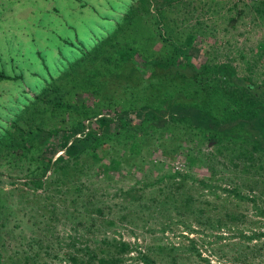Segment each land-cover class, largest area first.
I'll return each mask as SVG.
<instances>
[{"label": "trees", "instance_id": "obj_1", "mask_svg": "<svg viewBox=\"0 0 264 264\" xmlns=\"http://www.w3.org/2000/svg\"><path fill=\"white\" fill-rule=\"evenodd\" d=\"M177 1L180 0H133L113 30L90 47L63 38L80 54L66 61L56 74L43 58L42 87L30 99L20 100L23 104L17 114L9 124L1 126L0 162L21 166L24 183L33 191L43 188L44 198H52L50 214L44 219V239H28V247L34 242L42 245L43 241L49 246L48 233L52 234L58 222L55 211L67 201V208L61 212L63 222L75 225L76 233L78 227L91 229L90 225L84 226L85 218H90L92 212L96 218L102 216L104 204L95 205L92 194L86 192L91 188L90 177L123 168L129 173L140 150L132 149L136 142L145 146L147 155L160 148L164 156L190 144L186 154L190 167L201 162L202 157L209 177L198 179L191 172L176 171L150 182L143 178L142 189H117L131 198L127 203L142 198L137 191L168 178L172 184L178 183L170 189L173 202L178 190L190 183L200 185L215 198L221 189L226 196L249 201L257 215L264 217V208L257 202L264 195V78L255 81L252 76L239 75L232 58H195L190 51L194 36L187 33L183 38L185 29L177 30L167 21L164 6ZM251 5L264 20V0ZM240 53V57L245 56ZM17 78L0 69V80ZM202 145L211 150L203 152ZM57 152L60 154L54 157ZM149 162L158 169L165 166L163 160ZM228 167L239 169V175ZM215 175L218 177L214 179ZM212 180L226 184L221 186ZM192 196L180 198L182 212L199 201ZM199 203L193 213L204 212ZM10 209L0 200V264L11 232L5 228L7 217L13 214ZM226 215L231 222H241L245 217L234 212ZM121 220L131 223L130 212ZM107 224L114 222L108 220ZM216 227H227V222L218 220ZM78 240V247L77 238L65 242L72 245V251L64 252V260L71 264H117L132 249L121 238H104L100 240L103 246L95 242L99 246L94 247L83 238ZM36 255L38 252L23 254L24 261L28 263ZM140 259L147 264L155 262L146 253Z\"/></svg>", "mask_w": 264, "mask_h": 264}, {"label": "rangeland", "instance_id": "obj_2", "mask_svg": "<svg viewBox=\"0 0 264 264\" xmlns=\"http://www.w3.org/2000/svg\"><path fill=\"white\" fill-rule=\"evenodd\" d=\"M253 1L256 0H180L164 6V11L171 26L177 30L185 29L183 38L187 33L194 36L190 51L195 58L208 61L232 58L239 75L252 76L259 81L264 78V20L252 8ZM132 2L0 0V69L18 76L14 80H0V129L3 124H9L22 107L20 100L30 99L42 87L43 58L51 72L56 74L66 61L80 54L78 49L64 43L63 38L84 47L93 46L96 39L113 30ZM240 52L245 56L240 57ZM184 145L183 149L177 148L176 152L164 156L160 148L153 155H147L145 146L139 142L133 144L132 149L138 147L140 150L137 163L129 173L123 168L109 175L100 173L90 177L91 188L86 192L92 194L95 205L104 204L103 215L96 218V213L92 212L93 215L84 220V226L90 225L91 229L78 227L76 233L75 225L73 227L70 222L66 224L62 220L61 212L69 202L58 205L59 210L55 211L57 225L52 234L51 231L48 233L49 246L43 241L42 245L34 242L28 247L26 242L38 236L44 239L47 229L44 228V219L50 214L52 198H44L43 188L33 191L24 183L21 166L11 167L0 162V200L4 207H11L13 213L6 219L5 228L11 232L5 240L3 264H71L64 260V252L72 251V245H65L67 240L77 238L75 247H78V238H83L94 247L97 242L101 245L100 240L113 237L129 242L132 248L117 264H147L140 259L144 253L150 254L155 261L149 264H264V234L251 238L254 234L264 233V217L257 215L249 201L235 199L231 194L226 196L221 189L219 197L215 198L201 190L200 185L189 183L178 190L177 200L173 202L169 198L170 189L178 183L172 184L168 178L137 191L142 198L129 203L131 198L117 192L119 187L142 189L143 178L150 182L168 172H191L194 178L207 179L209 170L202 163L204 159L200 157L202 161L190 167L186 156L190 144ZM201 149L203 152L211 150L206 145ZM195 153L198 156L196 149ZM59 154L57 152L54 157ZM150 159L153 162L163 160L165 166L151 167ZM228 169L239 175V169ZM217 177L215 175L214 179ZM136 179H139L138 183ZM212 181L221 186L226 184L223 180ZM242 191L251 195L248 189L242 188ZM189 195L198 197L204 212L193 213L198 202L182 212L180 198ZM257 202L264 208V195ZM79 203L77 207L81 209ZM127 212H130L131 223L121 220ZM227 212L242 213L245 217L241 222H231ZM108 220L114 224H107ZM218 220L226 221L227 227H216ZM80 232L84 236L79 237ZM35 252L38 255L30 262L24 261L23 254Z\"/></svg>", "mask_w": 264, "mask_h": 264}]
</instances>
